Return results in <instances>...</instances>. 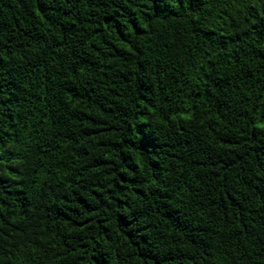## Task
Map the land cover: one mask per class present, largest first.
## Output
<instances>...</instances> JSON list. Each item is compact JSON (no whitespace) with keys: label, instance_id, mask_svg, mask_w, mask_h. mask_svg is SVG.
<instances>
[{"label":"trees","instance_id":"16d2710c","mask_svg":"<svg viewBox=\"0 0 264 264\" xmlns=\"http://www.w3.org/2000/svg\"><path fill=\"white\" fill-rule=\"evenodd\" d=\"M0 264H264V0H0Z\"/></svg>","mask_w":264,"mask_h":264}]
</instances>
